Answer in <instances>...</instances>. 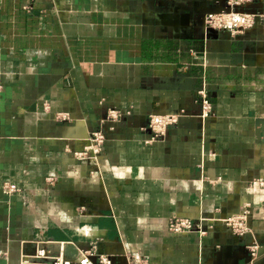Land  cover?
I'll return each mask as SVG.
<instances>
[{"label": "crops", "instance_id": "obj_1", "mask_svg": "<svg viewBox=\"0 0 264 264\" xmlns=\"http://www.w3.org/2000/svg\"><path fill=\"white\" fill-rule=\"evenodd\" d=\"M223 1L0 0V264H20L40 229L82 247L97 237L119 264H264V27L208 31ZM123 103L133 111L97 163L78 160ZM181 110L145 145L151 114ZM245 206L238 238L225 221ZM173 217L203 220L207 234L173 235Z\"/></svg>", "mask_w": 264, "mask_h": 264}, {"label": "built area", "instance_id": "obj_2", "mask_svg": "<svg viewBox=\"0 0 264 264\" xmlns=\"http://www.w3.org/2000/svg\"><path fill=\"white\" fill-rule=\"evenodd\" d=\"M34 1V0H31ZM264 3V0H224L222 5L214 11L207 13L204 19V26L208 31L229 32L232 37L244 35L248 30L261 26L264 27V8L259 11L247 9L249 6H257ZM199 103L201 104V118L209 120L213 115V106L210 96L205 89L198 92ZM44 109L49 110L48 103ZM132 105L121 104L118 107L110 108L102 118L100 126L91 132L87 145L82 151L76 152L75 157L85 163L96 164L99 156L104 150L105 143L116 125L125 117L131 115ZM185 110L170 114H151L148 118L144 132L149 137L144 141L145 145H151L161 140L167 131L179 125L180 119ZM70 114L67 112L58 113V122L70 121ZM3 191L6 194L18 192L16 185L11 183L3 184ZM248 206L242 208V212L226 219V225L232 235L238 238L245 237L250 232ZM203 220L197 221L189 217H173L168 224V230L173 235H184L191 232H199L205 236L207 231L202 227ZM36 234L35 240L24 243L20 255V264H119L116 256L110 252H100L98 245L100 239L97 237L87 238L88 247L80 246L77 241H56L48 239L45 231ZM256 254L255 248H251V255ZM127 264H150L143 257L131 258L127 256Z\"/></svg>", "mask_w": 264, "mask_h": 264}, {"label": "water", "instance_id": "obj_3", "mask_svg": "<svg viewBox=\"0 0 264 264\" xmlns=\"http://www.w3.org/2000/svg\"><path fill=\"white\" fill-rule=\"evenodd\" d=\"M215 33H217V32H215ZM258 128L259 129L257 132V136L259 137L260 141L264 142V121L258 122Z\"/></svg>", "mask_w": 264, "mask_h": 264}]
</instances>
